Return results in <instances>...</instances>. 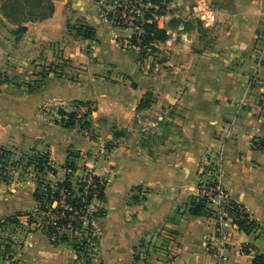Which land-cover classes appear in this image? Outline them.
Returning a JSON list of instances; mask_svg holds the SVG:
<instances>
[{
	"label": "crops",
	"instance_id": "1",
	"mask_svg": "<svg viewBox=\"0 0 264 264\" xmlns=\"http://www.w3.org/2000/svg\"><path fill=\"white\" fill-rule=\"evenodd\" d=\"M219 1L218 21L208 28L204 17L211 0H169L162 17L168 37L141 57L117 45L133 30L115 25L102 10L103 0H54L53 14L26 22L20 37L0 0L1 71L12 79L39 73L61 56L69 63L49 72L32 92L20 91L16 79L0 83V146L38 142L36 148L49 151L58 168L56 176L48 175L57 181L66 176L71 150L97 152L114 144L103 161L87 165L107 181L105 214L95 221L100 243L93 264H252L264 253V66L255 67L264 0ZM71 18L94 26L95 37L71 32ZM92 42L98 43L95 49L86 47ZM103 55L106 62L99 63L96 57ZM72 70L83 74L73 76ZM145 97L149 105L141 108ZM244 97L247 104L239 108ZM78 100L95 106L90 129L53 120L34 126L33 112L43 106L56 107L59 115L60 107L77 110ZM231 120L235 129L227 138ZM220 153L229 200L254 221L251 232L232 230L224 260L208 245L215 238V217L189 212L211 178L208 162ZM36 186L33 171L23 180L1 181L0 221L35 210ZM10 235L17 241L14 255L0 264H76L75 248L53 244L40 229ZM145 238L137 260L135 246Z\"/></svg>",
	"mask_w": 264,
	"mask_h": 264
},
{
	"label": "trees",
	"instance_id": "2",
	"mask_svg": "<svg viewBox=\"0 0 264 264\" xmlns=\"http://www.w3.org/2000/svg\"><path fill=\"white\" fill-rule=\"evenodd\" d=\"M143 1L151 3L146 9L145 20L140 25L144 29L143 45L148 43L155 45L156 42L164 41L168 37L166 28L162 26V17L169 10L168 0ZM54 9V0H1V11L6 18L16 25L12 32L17 37L22 36L27 31L26 22L45 19L53 14ZM121 10L122 8L118 9V15ZM114 15L115 13L111 11L107 16L113 21ZM113 22L116 23L115 20ZM68 28L82 38H94L96 34L95 27L87 22H81L79 25L69 23ZM133 40L136 41L135 36ZM153 49L157 50L156 47ZM145 52L146 50L143 51L142 56H145ZM43 72L41 73L43 76H48V71ZM8 81H10V77L0 70V83ZM76 103L80 106L89 105L84 115L79 116L76 110L68 111L60 107L58 108L60 115L58 122L68 128L80 124L82 128L90 129L92 126L90 116L95 106L92 105L91 101L78 100ZM148 105L149 100L146 97L142 98L139 107ZM32 151L34 153L27 156L28 163L26 166L32 168L36 179L37 186L33 196L37 207L33 211H17L0 221V261L14 255L17 241L10 235L11 233L20 230L27 234L40 229L49 236L53 244L67 242L75 248L77 252L76 264H93L98 256L100 243V234L95 221L105 214V209L103 207L97 209L96 207L95 211H90V205L95 198L100 206L101 202L106 200V179L90 168L89 174H91L93 181L91 187L86 191L82 176H75L79 168L76 157L80 155V151L71 150L69 158L64 164L67 170L65 178L53 181L48 175L56 176L58 168L50 152L41 151L37 148H33ZM22 161L24 159H14V152L11 149L0 146V182H11L12 175L9 177V174ZM87 168V166L84 167V169ZM64 194H66L67 207L60 203L54 206V202L59 201ZM231 203L237 211L240 210L236 203ZM189 212L195 215H212L206 196L202 195L199 199L192 200ZM238 213L240 214V212ZM244 214V217H238L239 228L251 232L254 221L248 219L246 212ZM145 243H148L146 238L142 239L138 246H135V258L137 260L140 258L137 249ZM252 264H264V253H257Z\"/></svg>",
	"mask_w": 264,
	"mask_h": 264
},
{
	"label": "rangeland",
	"instance_id": "3",
	"mask_svg": "<svg viewBox=\"0 0 264 264\" xmlns=\"http://www.w3.org/2000/svg\"><path fill=\"white\" fill-rule=\"evenodd\" d=\"M126 1L128 2V8H126V4H127ZM211 1H212L211 6L208 9H213L216 12V22L213 25L209 26L208 28L215 27V25L218 21V15H219V11L217 9V6L219 7L220 1L219 0H211ZM168 2H169V0H168ZM135 5L139 6L138 8L141 9L142 15L140 16V18L136 17L135 19L132 20L130 18V16L132 14L135 15V12H133L136 9ZM150 5H151V3L149 1L145 2L143 0H103V4L101 6L102 10L105 11V13L107 15L111 11L115 13V15L113 16V19L116 21V23L113 22L114 20L112 21L115 25H119L122 27H130L133 30L132 35L130 37H128L127 39H124V38L120 39L119 38L117 41V45L119 47L125 48V49H136L139 53V56H141V57H144V56H142L144 50H146V52L144 54L145 56L150 55V54L152 55V53L154 51H157V50H154L153 47H156L158 49L157 44L160 42V41L156 42L155 45L153 43H150V44L148 43L147 45H143V43H144V40H143L144 29H143V27L140 26V28H136V25L134 23L131 24L132 23L131 21H136L137 24L142 25V23L145 20L146 9ZM119 8H122V10H121V13L118 15V9ZM124 12H126L124 15L125 18L130 23L129 22L128 23L123 22L122 14ZM81 21H83V19H80V21H79L77 19L71 18L68 20L67 24L71 23V24H78L79 25L81 23ZM204 26H205V24H204ZM205 27H207V26H205ZM134 36L136 37V41L133 40ZM87 45L88 46H86V47H91V48L95 49L98 46V43L92 42L91 44H87ZM60 58L62 59V61H58L56 59L55 60L51 59L48 64H45V66L47 68L44 67L43 70H41L39 73L35 72V71H33L30 74H29V72H27V73L24 72L23 75H21V76L14 77L12 79L10 78V81L11 80L13 81L14 79H16L17 82L16 81L15 82L19 85L20 91L21 90L24 91L27 88H28L29 92L35 91L37 88H39L43 84V83H41L42 81L47 80V76L46 75L43 76L41 74V73H44L43 71L56 72L57 68H62V67H63V69L69 68L68 67L69 63L67 62V59H65L63 56H61ZM96 58L98 59L99 63L106 62L105 61V55L102 56V58L104 60H101L100 56H98ZM73 72L77 73V74H74L73 76L77 75L79 78L83 74L80 70H78V71L75 70ZM67 77H70V76H67ZM22 86L25 88H22ZM92 105H93V103H92ZM88 108H89V105H82V106L79 105L76 111L78 112L79 116H82V115H84V113L87 111ZM37 112H39V115L37 114ZM56 112H57V108L54 106H51V105L43 106L42 108L33 112V124H34V126L40 127L39 124H40V122L43 123V121L48 122L49 120H53L55 122H58V119H60V115H56ZM42 117H43V120H42ZM47 117H49V118H47ZM36 145H38V142H37V144H35L31 147L12 146L11 148H9L14 152V159L15 158L20 159V160L24 159V161L19 163V166L16 169H12V172L9 174V177H10V175H12V177H11L12 181L23 180L26 177H28V178L31 177L32 168L29 166H26V163H28L27 156H28V154L34 153L32 151V149L36 148ZM113 146H114L113 143L107 142L105 145H103L101 150H99L97 152H88V151L87 152L85 151L83 153L80 152V155L78 157H76V161H77V163H79L78 164V166H79V172L78 173L79 174H77V175L80 177L84 171V167H86L87 165L92 167L93 165H96L97 161H100V160L103 161V159L106 158V155L109 152H111V150L113 149ZM43 151H45V150H43ZM73 151L78 152L77 150H73ZM95 201L98 202L97 199H95ZM99 201L101 202V200H99ZM96 207L98 209L99 207H102V206L97 204Z\"/></svg>",
	"mask_w": 264,
	"mask_h": 264
},
{
	"label": "built area",
	"instance_id": "4",
	"mask_svg": "<svg viewBox=\"0 0 264 264\" xmlns=\"http://www.w3.org/2000/svg\"><path fill=\"white\" fill-rule=\"evenodd\" d=\"M126 8H128V2L126 1ZM139 6L135 5V15H131L130 18L133 20L136 17L140 18L141 9L138 8ZM125 13L122 14L123 22H129L125 18ZM128 14V13H127ZM131 24H135L136 28H140V25L137 24L136 21H131ZM216 22V12L213 9H208L206 11L205 17H204V24L205 26L209 27L213 25ZM130 23V22H129ZM264 66V35L261 38V43L256 49V62L255 67L256 69H259L260 67ZM247 104L246 98H242L238 102V107L241 108L244 105ZM235 129V121L231 120L225 130L226 137H231L233 135ZM222 153L219 154L218 159L215 162H208L209 163V172H210V180L203 183L201 189L202 195L206 196L208 204L210 206V209L212 210V215L215 217V238L209 242V248L212 252H215L220 260H224L227 258V244L229 241V238L231 236V232L233 229L238 228V217H244L245 212L248 215V219L251 220V217L247 213V211L243 208H240L239 211H237L232 203L229 200L227 191L221 181V174L223 172V162H222ZM88 167V166H87ZM91 169L88 167L87 169H84L82 173V179L85 182L84 189L87 191L91 185H92V176L89 174V171ZM66 194H64L59 201L56 200L54 202V206H56L58 203H60L62 206L67 207L66 201H65ZM96 199V198H95ZM95 199L92 201V204L90 205V211L96 210V205L98 202L95 201ZM240 212V214L238 213ZM86 218V216H85Z\"/></svg>",
	"mask_w": 264,
	"mask_h": 264
}]
</instances>
